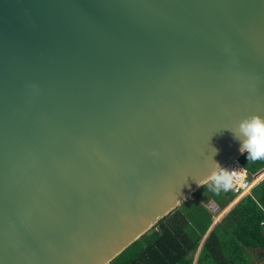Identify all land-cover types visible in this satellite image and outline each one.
<instances>
[{
    "label": "water",
    "instance_id": "95a60500",
    "mask_svg": "<svg viewBox=\"0 0 264 264\" xmlns=\"http://www.w3.org/2000/svg\"><path fill=\"white\" fill-rule=\"evenodd\" d=\"M256 113L264 0H0V264L109 263Z\"/></svg>",
    "mask_w": 264,
    "mask_h": 264
},
{
    "label": "trees",
    "instance_id": "16d2710c",
    "mask_svg": "<svg viewBox=\"0 0 264 264\" xmlns=\"http://www.w3.org/2000/svg\"><path fill=\"white\" fill-rule=\"evenodd\" d=\"M239 161L252 180L264 170V159L248 161L246 152ZM234 197L229 190L217 195L203 184L107 264H193L215 212ZM213 205L216 211L209 210ZM263 219L264 177L213 225L194 264H249L248 251L264 248Z\"/></svg>",
    "mask_w": 264,
    "mask_h": 264
},
{
    "label": "clouds",
    "instance_id": "9594fccd",
    "mask_svg": "<svg viewBox=\"0 0 264 264\" xmlns=\"http://www.w3.org/2000/svg\"><path fill=\"white\" fill-rule=\"evenodd\" d=\"M229 130L233 133L234 139L241 142L240 152L247 153L248 161L264 159V115L260 113L249 115L240 120L234 130ZM217 152L218 149H215L214 155ZM214 165L203 183L208 184L210 190L218 195L221 190L226 192L233 187L238 173L235 168L223 167L219 162L214 161ZM198 183L202 186L201 182Z\"/></svg>",
    "mask_w": 264,
    "mask_h": 264
},
{
    "label": "built area",
    "instance_id": "2783aa9c",
    "mask_svg": "<svg viewBox=\"0 0 264 264\" xmlns=\"http://www.w3.org/2000/svg\"><path fill=\"white\" fill-rule=\"evenodd\" d=\"M229 169L235 168V170L238 173L237 178L234 180L233 187L229 190L231 191L235 197L239 195H244L247 193H250V189L254 184L257 183L262 177H264V170L262 173L256 178L251 179L246 168L240 163L239 157L233 159L230 163H228ZM209 209L211 211L217 210V205L210 206ZM262 225H264V219L260 222Z\"/></svg>",
    "mask_w": 264,
    "mask_h": 264
},
{
    "label": "crops",
    "instance_id": "0c3cea01",
    "mask_svg": "<svg viewBox=\"0 0 264 264\" xmlns=\"http://www.w3.org/2000/svg\"><path fill=\"white\" fill-rule=\"evenodd\" d=\"M245 195L246 194L234 197V199L224 209H222V210L218 209L213 216L214 219H213V222L208 229V232L213 227V225L215 223L219 222L222 219V217L228 212V210H230ZM262 226L264 228V225H262ZM248 255H249V258L251 260L249 264H264V248H254V249H252V251H250L248 253ZM196 259H197V254L194 255L193 264L196 261Z\"/></svg>",
    "mask_w": 264,
    "mask_h": 264
},
{
    "label": "bare ground",
    "instance_id": "6f19581e",
    "mask_svg": "<svg viewBox=\"0 0 264 264\" xmlns=\"http://www.w3.org/2000/svg\"><path fill=\"white\" fill-rule=\"evenodd\" d=\"M228 165H229V164H226L224 167H226V168H227V167H228Z\"/></svg>",
    "mask_w": 264,
    "mask_h": 264
},
{
    "label": "rangeland",
    "instance_id": "374dc122",
    "mask_svg": "<svg viewBox=\"0 0 264 264\" xmlns=\"http://www.w3.org/2000/svg\"><path fill=\"white\" fill-rule=\"evenodd\" d=\"M210 210V209H209ZM216 213V212H215ZM214 219V218H213ZM250 251H248V253H249ZM250 259V258H249ZM251 260H249L248 262H250Z\"/></svg>",
    "mask_w": 264,
    "mask_h": 264
}]
</instances>
